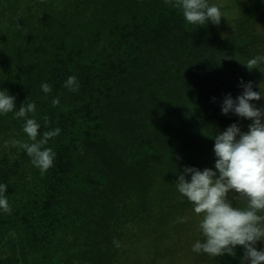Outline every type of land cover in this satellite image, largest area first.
I'll list each match as a JSON object with an SVG mask.
<instances>
[{"label": "trees", "instance_id": "obj_1", "mask_svg": "<svg viewBox=\"0 0 264 264\" xmlns=\"http://www.w3.org/2000/svg\"><path fill=\"white\" fill-rule=\"evenodd\" d=\"M209 3L225 18L199 28L165 0H0V89L17 108L35 103L28 116L40 132L61 129L46 145L54 164L41 173L10 143H31L23 119L0 116V183L11 207L0 212V264H138L143 254L159 264L179 247L192 264H240V246L217 258L191 251L203 237L173 184L184 166L214 168L217 131L232 123L247 131L250 121L221 114L224 96L241 94V79L264 89V64L245 66L264 55V2ZM157 60L165 96L116 102L127 117L107 129L103 109L113 89L151 79L143 71ZM70 75L79 82L74 93L63 87ZM184 216L188 222L178 223Z\"/></svg>", "mask_w": 264, "mask_h": 264}, {"label": "clouds", "instance_id": "obj_2", "mask_svg": "<svg viewBox=\"0 0 264 264\" xmlns=\"http://www.w3.org/2000/svg\"><path fill=\"white\" fill-rule=\"evenodd\" d=\"M182 11L185 22L197 27L219 25L225 18L220 6L209 0H165ZM264 2V0H262ZM264 64V55L250 58L246 65L250 69H259ZM242 92L235 98L231 94L224 96L220 105L222 115H235L251 123L247 131H242L237 123L217 131L214 137V168L203 170L184 166L177 171L178 179L173 183L182 199L192 206L197 217V230L203 239H197L191 245V251L197 255L205 254L210 258L234 256V249L242 247L244 255L240 264H264V89L258 86L254 90L251 81L240 80ZM63 87L69 92H77L79 82L75 76H68ZM45 94L52 92L49 83H42ZM215 99V98H213ZM52 106L60 104L59 98L52 99ZM36 110L35 103H23L17 108L16 97L7 90L0 89V116L13 114L23 119L22 132L28 142L11 140L14 147L22 149L30 158L31 164L41 173L50 169L55 160V152L46 147L49 140L58 136L61 129H49L40 132L41 125L28 116ZM45 125L48 118H44ZM9 142H5L7 145ZM7 184L0 183V212L9 213L11 207L6 196ZM190 218L178 217V223H186ZM119 247L118 241H113Z\"/></svg>", "mask_w": 264, "mask_h": 264}, {"label": "rangeland", "instance_id": "obj_3", "mask_svg": "<svg viewBox=\"0 0 264 264\" xmlns=\"http://www.w3.org/2000/svg\"><path fill=\"white\" fill-rule=\"evenodd\" d=\"M163 27H161V30H163ZM147 29V27H146ZM145 29V30H146ZM148 31H150V28L148 29ZM168 31V28L165 30ZM163 32L158 30V35L160 36ZM161 50V49H160ZM157 52L159 53V49H157ZM227 54L225 53V58H226ZM218 58V57H217ZM240 60V59H239ZM155 62L153 63V66L151 68V70L148 71H143V74L145 75V77L147 76H151V79L149 80H144V81H140L139 83L136 84L135 89H133L134 87H131L129 84V81H125L122 85L121 88L119 89H113L114 90V95L112 98V102L108 103L106 102L105 107L103 109V116H102V122L103 125H105V127L108 129L111 125V123L114 121V119L119 115V117L122 119L121 116L127 117V108L125 110H123L122 112H120L121 109L116 108V102L120 103L123 106H127L129 100L134 97L137 99H141L143 100L145 99H151L152 95H159L161 98H163L165 95L163 93V88H165L166 86V82L164 79H160L158 78V76H155ZM244 63H242L241 61V65H243ZM175 64L169 65L167 67H170V69L174 68ZM167 70V68H166ZM165 71L161 70L158 73L162 74ZM164 78V77H163ZM106 88V86H103V88H99L98 91L102 92L103 96H106L105 94H103V90ZM133 98V99H134ZM147 137H145L144 135L139 134L138 135V140L140 139H146ZM171 244H169V247H173L172 244H174L172 241H170ZM138 260V264H151V260L147 259L145 257V255H141V256H137L136 257ZM159 264H192V259H191V255L189 253V251L185 248V247H179L178 249H174L172 251V254L170 256V258H161L158 260ZM157 264V263H155Z\"/></svg>", "mask_w": 264, "mask_h": 264}]
</instances>
